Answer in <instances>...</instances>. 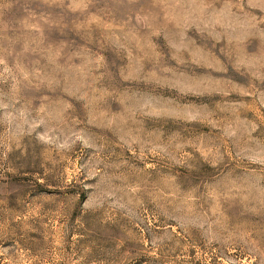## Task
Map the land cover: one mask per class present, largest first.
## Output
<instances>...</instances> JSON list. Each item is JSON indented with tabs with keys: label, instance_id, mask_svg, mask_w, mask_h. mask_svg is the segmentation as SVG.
I'll return each instance as SVG.
<instances>
[{
	"label": "rangeland",
	"instance_id": "1",
	"mask_svg": "<svg viewBox=\"0 0 264 264\" xmlns=\"http://www.w3.org/2000/svg\"><path fill=\"white\" fill-rule=\"evenodd\" d=\"M0 264H264V0H0Z\"/></svg>",
	"mask_w": 264,
	"mask_h": 264
}]
</instances>
